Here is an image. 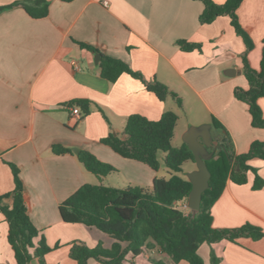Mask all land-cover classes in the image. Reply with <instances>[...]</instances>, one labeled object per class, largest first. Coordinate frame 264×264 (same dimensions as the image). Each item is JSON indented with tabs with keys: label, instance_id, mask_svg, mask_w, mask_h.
I'll use <instances>...</instances> for the list:
<instances>
[{
	"label": "crops",
	"instance_id": "crops-1",
	"mask_svg": "<svg viewBox=\"0 0 264 264\" xmlns=\"http://www.w3.org/2000/svg\"><path fill=\"white\" fill-rule=\"evenodd\" d=\"M21 1L25 0H0V8ZM47 1L49 13L44 19H33L17 6L0 11V196L14 189L10 166L15 165L25 188L28 216L39 232L35 242L43 239L52 250L45 264H76L69 256L72 242L109 249L114 240L96 228L62 220L60 206L91 184L95 175L75 155H55L53 147L88 151L123 173L131 185L151 187L156 172L122 158L100 141L110 133L124 139L126 120L132 115L158 121L177 109L173 99L160 101L130 75L115 83L102 78L97 54L127 63L147 81H158L178 95L189 114L183 144L195 129L211 143L208 153L214 155L232 141L235 154L244 155L254 142H264V129L252 126L248 106L234 96L237 88L247 90L248 82L241 58L246 46L230 18L202 25L204 5L193 0ZM238 16L255 44L250 64L259 70L264 0H243ZM179 41L199 47L184 52ZM74 101L94 103L91 113L85 116L80 107L71 105ZM258 104L264 114V97ZM74 107L80 109V118L72 115ZM249 165L264 180V161L253 159ZM255 179L249 173L246 185L227 181L211 210L214 228L248 223L264 232V187L254 190ZM8 230L0 212V264H16ZM198 253L204 264H212V254L219 264H264V238L204 244ZM153 260L168 262L154 248L135 258L128 256L125 264H153ZM30 264L40 263L33 259Z\"/></svg>",
	"mask_w": 264,
	"mask_h": 264
},
{
	"label": "trees",
	"instance_id": "trees-1",
	"mask_svg": "<svg viewBox=\"0 0 264 264\" xmlns=\"http://www.w3.org/2000/svg\"><path fill=\"white\" fill-rule=\"evenodd\" d=\"M72 2L73 0H60ZM204 5L200 16L202 25H210L219 17H228L236 34L246 46L242 54L244 76L248 89L237 88L235 98L246 104L252 117V126L264 129V114L258 101L264 97V40L262 42V59L259 70L254 69L249 61V54L255 48L248 30L242 27L238 11L243 0H226L219 5L212 0H193ZM21 7L33 19H44L49 13V1L25 0L1 7L0 11ZM82 48L96 50L81 44ZM178 46L184 52H191L199 46L179 41ZM101 76L115 83L124 75H130L140 81L146 89L164 102L173 99L179 109L183 103L178 95L158 81H147L140 73L134 72L130 66L121 61L103 56L100 61ZM72 106L82 109L85 116L92 111L94 103L90 101H74ZM180 118L173 111L165 112L158 121H150L141 115H132L126 120L124 140L114 133L100 141L124 159L132 160L158 172L161 167L159 154L163 153V163L169 171L168 178L153 180L151 187L129 185L114 187L100 185H84L60 206V216L65 223L83 224L96 228L110 236L114 243L106 249L102 245L89 248L82 241H74L69 247V256L76 264H125L128 256H140L145 250L159 248L166 255L168 262L153 260V264H204L198 253L206 244L213 246L222 241L237 243L241 239L258 241L264 238L261 228L245 224L239 228L216 229L213 227L212 207L222 195L226 183L230 180L235 185L243 186L248 182L249 173L256 176L254 190L264 187V180L258 171L249 165L253 159L264 161V142H254L248 153L236 155L232 141L223 144L213 157L206 161L211 172L209 188L202 196L200 211L193 217L180 207L187 202L192 184L180 178L183 164L194 162L195 157L187 144L179 148L172 146L175 129ZM216 127H219L217 124ZM55 155L73 154L83 167L99 178H106L118 172L113 166L99 161L93 154L84 150H72L61 145L53 147ZM14 176V189L11 193L0 196V212L8 225L7 240L15 254L16 264H30L37 259L45 264L46 256L52 251L39 237L33 226L25 200V188L20 178V170L11 165ZM145 248V250H144ZM212 264L220 260L212 254Z\"/></svg>",
	"mask_w": 264,
	"mask_h": 264
},
{
	"label": "water",
	"instance_id": "water-1",
	"mask_svg": "<svg viewBox=\"0 0 264 264\" xmlns=\"http://www.w3.org/2000/svg\"><path fill=\"white\" fill-rule=\"evenodd\" d=\"M102 59L100 54L95 56V61L98 64ZM199 131L193 129L184 138L185 144L195 157L196 170L188 175L189 182L192 184V189L187 200L188 208L191 211L193 217L200 211L202 196L204 192L209 188L211 179V172L206 165V161L211 159L213 153H208L207 148L211 146V143L203 137V143L199 141L201 137ZM128 139L125 137L124 140Z\"/></svg>",
	"mask_w": 264,
	"mask_h": 264
},
{
	"label": "rangeland",
	"instance_id": "rangeland-1",
	"mask_svg": "<svg viewBox=\"0 0 264 264\" xmlns=\"http://www.w3.org/2000/svg\"><path fill=\"white\" fill-rule=\"evenodd\" d=\"M171 101L172 99L169 98ZM175 113L178 114L180 120L178 122V125L175 129V137L172 141V146L174 148H179L182 144H183V132L184 130L187 128L188 125V120H189V114H188V110H186L184 107L183 109H179L177 107V109L175 110ZM163 157L164 154L160 153L159 154V160L161 163V167L160 170L155 173L156 177L158 178H168L169 177V171L168 169L165 167L164 163H163ZM147 167V166H145ZM146 169H149L148 167ZM182 172L178 173L177 175L184 179V180H189L188 175L190 173H192L194 170H196V164L194 162H187L185 164H183L182 166ZM118 171V170H117ZM123 173H119L118 172H114L112 174H110L108 177L106 178H99L97 176H93V178L91 179V184L92 185H100L103 184L105 186H114V187H119L120 184H125V186H129L131 185V181H129L125 175L123 176ZM186 213H190V210L186 209L184 210Z\"/></svg>",
	"mask_w": 264,
	"mask_h": 264
},
{
	"label": "built area",
	"instance_id": "built-area-1",
	"mask_svg": "<svg viewBox=\"0 0 264 264\" xmlns=\"http://www.w3.org/2000/svg\"><path fill=\"white\" fill-rule=\"evenodd\" d=\"M72 115H73L74 117H76V118H80V117H81L80 109H79L78 107H74L73 110H72ZM180 207H181V209H183V210H186V209L189 210L187 202L181 203V204H180ZM190 212H191V211H190Z\"/></svg>",
	"mask_w": 264,
	"mask_h": 264
}]
</instances>
